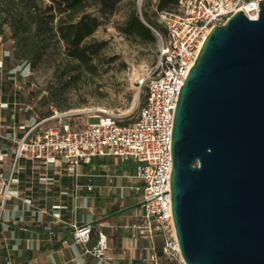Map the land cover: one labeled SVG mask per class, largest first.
Returning <instances> with one entry per match:
<instances>
[{"label": "water", "instance_id": "obj_1", "mask_svg": "<svg viewBox=\"0 0 264 264\" xmlns=\"http://www.w3.org/2000/svg\"><path fill=\"white\" fill-rule=\"evenodd\" d=\"M171 156L184 263L264 264V0L256 19L238 11L204 40L178 95Z\"/></svg>", "mask_w": 264, "mask_h": 264}, {"label": "built area", "instance_id": "obj_2", "mask_svg": "<svg viewBox=\"0 0 264 264\" xmlns=\"http://www.w3.org/2000/svg\"><path fill=\"white\" fill-rule=\"evenodd\" d=\"M259 1L262 0H178L175 10L158 12L154 26L147 24L159 44L157 64L146 70L139 87H146L145 101L139 107L134 122L128 117L100 112L96 122L87 123L81 131H73L62 122L56 112L40 120H34L24 135L15 141L16 150L8 177L0 169V210L11 195L14 175L20 170L18 160L62 161L73 181V191L81 188L78 178L80 168L92 159L115 158L124 163L134 162V176L105 175L107 190L119 191L123 198L125 188L142 198L137 202L138 214L133 224L124 229L131 231L133 240H146L151 244L148 261L151 264H185L176 240L171 207L169 178L172 170L171 134L174 113L180 88L201 50L209 32L222 26L233 14L242 11L248 19H256ZM18 112L26 111L22 106ZM66 115V114H65ZM64 117V116H63ZM50 122L56 125L45 126ZM7 138L0 134V139ZM4 156L0 153V164ZM119 180H132L142 186L119 185ZM89 182H92L90 176ZM92 192L94 185L84 186ZM104 225L99 223L77 225L73 223V242L83 248V254L97 259L101 264H114L107 256L109 251ZM96 243L87 248L91 236ZM160 240L161 255L156 253L154 242Z\"/></svg>", "mask_w": 264, "mask_h": 264}, {"label": "crops", "instance_id": "obj_3", "mask_svg": "<svg viewBox=\"0 0 264 264\" xmlns=\"http://www.w3.org/2000/svg\"><path fill=\"white\" fill-rule=\"evenodd\" d=\"M0 54V63L8 57ZM2 72L0 70V81ZM17 94L0 83V153L4 162L0 169L8 177L15 154V141L19 140L37 115L23 119L18 112ZM19 100V99H18ZM109 159V158H105ZM105 159H92L80 168L81 184L76 192L68 168L60 161L44 162L21 158L20 170L14 175L11 195L0 210V264H101L97 259L83 254V248L73 242L71 226L102 223L107 236V256L114 264H143L148 261L151 244L146 240H133L125 226L135 222L138 209H123L126 199L119 191L109 192L105 175L115 174ZM92 176V182L88 181ZM92 183L94 189L87 192L84 186ZM126 181L119 185L126 187ZM113 201V202H112ZM128 203V202H127ZM126 204V203H125ZM131 210V211H127ZM134 219V220H133ZM96 243L93 233L87 248ZM155 246V243H154Z\"/></svg>", "mask_w": 264, "mask_h": 264}, {"label": "rangeland", "instance_id": "obj_4", "mask_svg": "<svg viewBox=\"0 0 264 264\" xmlns=\"http://www.w3.org/2000/svg\"><path fill=\"white\" fill-rule=\"evenodd\" d=\"M126 2L127 0H122L114 7H107L100 0H89L86 12L98 21V27L86 43H105L94 59V69L91 72L72 70V65L65 56L64 46L56 41L51 43L43 58L34 67L22 64L17 67L12 60L14 45L10 32L4 29L0 33V54L3 56L6 51L9 55L3 64L0 63V83L17 94V103L26 109L22 112H29L31 108L34 110L31 114L23 113V119H29L30 115L41 118L47 113L52 114L53 109L57 115H62L59 120L69 124L73 131H81L87 123L96 122L97 118L93 116H99L103 111L127 116L128 123L136 120L147 93L145 86L139 87V82L146 70L157 64L159 44L156 42L155 46L141 45L137 40H129L121 35L119 28L125 23L129 12ZM157 3L158 0L138 2V11L143 19L144 12L155 21ZM53 125L56 122L45 126ZM105 160L110 163L115 174L129 177L135 175L134 162L122 163L115 158ZM125 185L139 188L142 186L132 180L126 181ZM125 194L127 198L124 199L122 208H131L133 211L138 209L137 202L142 195L135 194L131 189H127ZM160 261L165 264L162 259ZM143 264L151 263L145 261Z\"/></svg>", "mask_w": 264, "mask_h": 264}, {"label": "trees", "instance_id": "obj_5", "mask_svg": "<svg viewBox=\"0 0 264 264\" xmlns=\"http://www.w3.org/2000/svg\"><path fill=\"white\" fill-rule=\"evenodd\" d=\"M139 1L127 0L129 12L119 32L126 39L137 40L141 45L155 46L156 37L139 18ZM88 2L89 0H0V33L4 29L10 32L14 45L12 60L17 67L21 64L34 67L51 43L56 41L64 46L65 56L72 65V70L91 72L94 69V59L105 43H86L98 27V21L86 12ZM100 2L104 6L114 7L122 0ZM177 4L178 0H158L155 9L158 12H169L175 10ZM143 17L147 24L154 26L155 21L144 12ZM154 243L156 253L160 256L161 242L156 240Z\"/></svg>", "mask_w": 264, "mask_h": 264}]
</instances>
